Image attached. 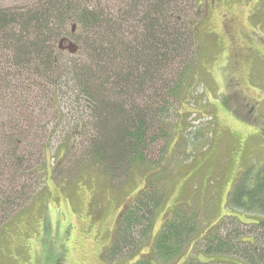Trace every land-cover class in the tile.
I'll return each instance as SVG.
<instances>
[{
    "label": "rangeland",
    "instance_id": "rangeland-1",
    "mask_svg": "<svg viewBox=\"0 0 264 264\" xmlns=\"http://www.w3.org/2000/svg\"><path fill=\"white\" fill-rule=\"evenodd\" d=\"M206 9L196 31L193 82L180 100L161 103L169 112L152 131L158 135L162 127L167 134L152 143L145 164L112 180L102 166L82 163L79 149L66 156V143L78 146L82 137L75 128L83 107L68 99L59 110L47 106L53 137L44 186L0 226V264H135L145 257L156 264H185L192 257L202 264H264V228L258 224L264 216L229 203L243 176L252 185L264 171V0H208ZM225 13L234 20L235 46L248 58L234 55L221 25ZM69 42L77 45L70 39L64 46ZM151 191L163 196L152 225L138 228L123 247L121 213ZM181 215L199 218L198 232L178 258L159 262L156 238ZM214 229L239 252L204 253L203 238ZM116 238L121 249L115 253Z\"/></svg>",
    "mask_w": 264,
    "mask_h": 264
},
{
    "label": "trees",
    "instance_id": "trees-1",
    "mask_svg": "<svg viewBox=\"0 0 264 264\" xmlns=\"http://www.w3.org/2000/svg\"><path fill=\"white\" fill-rule=\"evenodd\" d=\"M207 5L208 0L0 4V226L44 186L43 163L53 137L45 123L48 105L59 110L68 99L83 107L75 128L82 137L78 146L66 143V156L79 149L82 163L102 166L112 180L145 164L152 143L167 134L162 127L158 135L152 131L169 112L161 103L180 100L193 82L196 31ZM70 39L77 43L75 55L60 49ZM248 177L232 188L230 209L264 216V171L252 185ZM137 200L119 222L123 247L138 228L151 227L163 196L151 191ZM198 221L191 215L169 220L156 238L155 258H178L195 238ZM117 240L113 252L121 249ZM231 240L214 229L203 238L204 253H238ZM135 264L156 263L145 257ZM185 264L202 263L192 257Z\"/></svg>",
    "mask_w": 264,
    "mask_h": 264
},
{
    "label": "flooded vegetation",
    "instance_id": "flooded-vegetation-1",
    "mask_svg": "<svg viewBox=\"0 0 264 264\" xmlns=\"http://www.w3.org/2000/svg\"><path fill=\"white\" fill-rule=\"evenodd\" d=\"M221 21H222V28L224 31H226L227 35H228V38H229V42L231 43V46H232V51L234 52V55L236 56L237 59L243 57V58H248L246 56V53L243 51V49L239 46H235V43L234 42V35H233V31H232V27H233V22L234 20L231 19V17L228 15V13L226 14H223L221 16ZM246 56V57H244ZM126 211L123 210L122 213H121V216L125 213Z\"/></svg>",
    "mask_w": 264,
    "mask_h": 264
},
{
    "label": "water",
    "instance_id": "water-1",
    "mask_svg": "<svg viewBox=\"0 0 264 264\" xmlns=\"http://www.w3.org/2000/svg\"><path fill=\"white\" fill-rule=\"evenodd\" d=\"M65 42H66V41H62V42L60 43V49H62V50H67V51L70 52V54L75 55V53H76L77 50H78L77 46H76L74 43H72V42H69V45L64 46V43H65Z\"/></svg>",
    "mask_w": 264,
    "mask_h": 264
}]
</instances>
